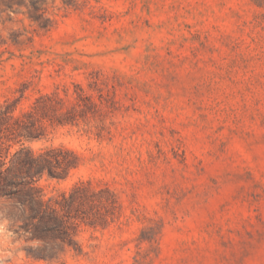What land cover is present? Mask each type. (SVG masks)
I'll list each match as a JSON object with an SVG mask.
<instances>
[{
	"label": "rangeland",
	"instance_id": "obj_1",
	"mask_svg": "<svg viewBox=\"0 0 264 264\" xmlns=\"http://www.w3.org/2000/svg\"><path fill=\"white\" fill-rule=\"evenodd\" d=\"M0 264H264V0H0Z\"/></svg>",
	"mask_w": 264,
	"mask_h": 264
},
{
	"label": "trees",
	"instance_id": "obj_2",
	"mask_svg": "<svg viewBox=\"0 0 264 264\" xmlns=\"http://www.w3.org/2000/svg\"><path fill=\"white\" fill-rule=\"evenodd\" d=\"M34 6H35V8H36L38 11L41 9V6H39L38 3L35 2V1H34ZM39 19H40V18H39ZM45 19H46V18H44V20H43L44 22H41V23H42V24H41L42 26H47V25H48L47 22L45 21ZM40 21H41V20H40ZM42 156H43V155H41V157H42ZM44 158L47 159L46 157H44ZM46 161H47V163L50 162L49 160H46ZM27 168H29V167H27ZM44 169H45V166H43V167L41 168L40 171H44ZM28 172L31 173L30 170H28Z\"/></svg>",
	"mask_w": 264,
	"mask_h": 264
}]
</instances>
